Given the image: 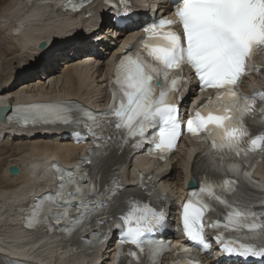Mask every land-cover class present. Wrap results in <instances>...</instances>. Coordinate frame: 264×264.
Instances as JSON below:
<instances>
[{
    "label": "snow or ice",
    "instance_id": "obj_1",
    "mask_svg": "<svg viewBox=\"0 0 264 264\" xmlns=\"http://www.w3.org/2000/svg\"><path fill=\"white\" fill-rule=\"evenodd\" d=\"M172 6L182 35L172 30L171 20L143 28L148 38L142 49L127 50L118 58L105 112H87L75 103L11 109L9 122L62 125L77 137L82 133L73 126L82 124L92 138V147L74 169L52 166L56 191L38 198L28 219L81 240L95 223L93 248L104 231L118 230V246H132L127 251L130 264H145V256L155 264L167 249L149 237L161 225L163 212L143 193L120 187L112 157L124 147L150 142V154L157 152L163 159L186 131L209 144L205 154L212 159L199 194L192 192L182 205L185 237L207 252L211 241L205 231L211 229L219 250L238 258L233 264H248L249 258L264 264V186H257L250 173L251 161L264 152V102L256 100L264 93L244 97L238 91L243 76L264 78V0H172ZM185 65L210 98L182 121ZM191 250L185 246L180 252ZM187 264L197 262L189 256Z\"/></svg>",
    "mask_w": 264,
    "mask_h": 264
},
{
    "label": "bare ground",
    "instance_id": "obj_2",
    "mask_svg": "<svg viewBox=\"0 0 264 264\" xmlns=\"http://www.w3.org/2000/svg\"><path fill=\"white\" fill-rule=\"evenodd\" d=\"M57 1L59 0H10L6 3V0H0V4L5 3L0 11L4 14V20L0 21V31L5 35V39L1 41L5 46L0 48L2 55L7 57H3L0 73L8 68L6 76L0 79V106L10 104L4 102L10 97L26 103L36 101V97L47 99L59 96L82 102L94 112L102 111L109 100L106 88L114 68L113 61L140 28L150 22L153 11L168 14L170 8L165 5L164 0H145L151 8L143 9L139 6V13L130 16L128 24L118 32L110 27V20L114 15L111 8L102 10L101 5L94 7L93 9L97 8L95 16H99L94 19L84 16L91 7L84 9L78 16H66L58 9ZM104 27L106 32L102 34ZM73 32L80 37L69 39V34ZM56 41L57 45H53L52 42ZM42 43L46 44L45 52L39 50ZM37 54H42L44 58L40 67L22 70L33 63ZM23 78L26 79L25 82ZM253 82L254 80L249 79L244 85H252ZM186 101L182 100L183 107ZM74 136V133L65 128L26 130L0 122V264L113 263L116 232L108 234V240L97 250L81 254L70 252L61 246L56 240L58 237L24 232L17 227V222L33 206L35 198L47 191L48 166L56 161L73 165L83 155L81 146L72 144ZM191 146L193 145L182 142L180 150L171 157L170 163L158 168L155 178L158 186L172 198V211L162 209L170 230L175 228V210H179L175 202L183 198L191 176L189 171H193L191 162L196 161L200 152L198 148L197 152L192 153ZM138 163L141 166L149 165L141 159ZM12 166L19 169L15 176L8 173ZM198 167L203 171L201 163ZM257 172L264 176V154ZM172 236L180 243V236L176 233ZM16 254L21 255L23 261L14 260L20 258ZM168 261L169 256L160 264H168ZM206 261L207 264H233L225 260L223 253L219 251Z\"/></svg>",
    "mask_w": 264,
    "mask_h": 264
},
{
    "label": "rangeland",
    "instance_id": "obj_3",
    "mask_svg": "<svg viewBox=\"0 0 264 264\" xmlns=\"http://www.w3.org/2000/svg\"><path fill=\"white\" fill-rule=\"evenodd\" d=\"M10 0H6V3H8ZM50 1V0H49ZM5 3H3V4H0V11H1V9H3V5H4ZM148 9H149V7H148ZM2 13V12H1ZM0 13V21H2V20H4V18H2L3 16H4V14L2 13L1 14ZM106 27H104L103 29H102V34L104 33V32H106V29H105ZM0 30L2 31V29L0 28ZM0 31V47L2 48V47H4L5 46V44L4 43H2L1 41H3L4 39H5V35L2 33ZM80 34H82L81 32H80ZM2 36V37H1ZM4 36V37H3ZM78 37H80V35L79 36H77V33L76 32H73V33H71V34H69V36H68V38L69 39H75V38H78ZM57 42L58 41H56V42H52V44L53 45H57ZM51 43V42H50ZM45 47H46V44H45ZM45 47L43 48V49H39V50H41V51H43L44 50V52H45ZM0 48V49H1ZM2 51V49L0 50V52ZM3 53L1 52L0 53V55L2 56H0V64H3V61H4V58H7V57H5V56H3L2 55ZM4 57V58H3ZM43 56H42V54H37V57H35V59H34V61H33V63L31 64V65H29V67L27 68H24V69H22V70H32V69H35V68H39L40 67V65H41V63H42V61H43ZM14 71H15V69H14ZM7 72H8V68L6 69V71H5V69H4V71L3 72H1L0 74H2L1 76H0V79L1 78H4L5 76H6V74H7ZM16 72V71H15ZM18 72H20L21 73V71H18ZM17 73V72H16ZM15 73V74H16ZM23 80H24V82L26 81V79H24L23 78Z\"/></svg>",
    "mask_w": 264,
    "mask_h": 264
},
{
    "label": "water",
    "instance_id": "obj_4",
    "mask_svg": "<svg viewBox=\"0 0 264 264\" xmlns=\"http://www.w3.org/2000/svg\"><path fill=\"white\" fill-rule=\"evenodd\" d=\"M44 47H45L44 43L40 44L39 46L40 49H43ZM9 112H10V107H0V117H1L0 122L4 121L5 116L9 114ZM18 172H19V169L15 166H12L8 169V173L12 176L17 175ZM193 187H194L193 183H190L188 188H193Z\"/></svg>",
    "mask_w": 264,
    "mask_h": 264
}]
</instances>
